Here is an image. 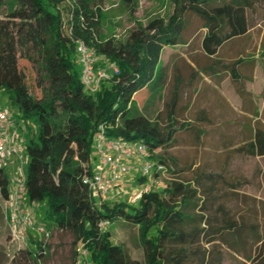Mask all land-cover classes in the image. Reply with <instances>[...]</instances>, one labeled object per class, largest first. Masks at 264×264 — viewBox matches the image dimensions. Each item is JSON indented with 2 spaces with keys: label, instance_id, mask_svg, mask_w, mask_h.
I'll use <instances>...</instances> for the list:
<instances>
[{
  "label": "trees",
  "instance_id": "16d2710c",
  "mask_svg": "<svg viewBox=\"0 0 264 264\" xmlns=\"http://www.w3.org/2000/svg\"><path fill=\"white\" fill-rule=\"evenodd\" d=\"M123 1L132 6V0ZM174 2V13L167 21L154 19L133 30L125 42H119L115 38L100 39L104 0H0V90L9 95L20 120L35 121L39 129L37 139L26 143L27 200L31 204L46 202L45 220L69 231L74 248L86 250L91 264H139L122 246L113 243L109 230L100 227L101 223L109 226L120 220L138 228L146 264H194L201 258L199 246L205 237L207 243L218 238L224 241L249 264H264V236L259 235L255 225L247 230L244 223H238L224 203L237 197L239 182L208 172L209 165L197 170L192 183L175 180L161 192L151 189L137 204L97 203L84 182L94 173L93 143L101 126L108 138L145 146L151 161L158 150L168 153L176 146L174 118H169L172 127L166 130L139 113L134 101L141 92L157 98L165 90L170 67L161 64L162 54L167 48L189 47L192 39L187 17H197L203 23L202 49L210 60L205 66L194 60L197 71L187 64L190 78L196 82L200 74H229L239 85L238 92L246 93L241 70L253 61L236 60L226 65L217 57L223 48L250 32L253 2ZM4 9L19 20L3 17ZM62 9L68 17L66 22ZM79 42L95 50L96 69L113 65L119 70L95 93L88 92L82 81ZM21 58L37 67L43 90L40 99L29 90L26 75L19 67ZM174 81V96L168 104L170 115L178 107L184 85L182 75ZM199 120L207 122L206 118ZM199 124L186 122L181 129L195 134L198 142L204 130ZM240 151L264 157L262 121L255 122L252 138ZM146 180L140 179L141 183ZM0 194L4 202L13 194L9 175L2 168ZM248 231L257 245L254 255L240 251L248 242L244 240ZM226 234L230 237H224ZM35 245L44 251L41 244ZM79 256L75 252L74 264ZM202 261L206 264L207 257Z\"/></svg>",
  "mask_w": 264,
  "mask_h": 264
},
{
  "label": "rangeland",
  "instance_id": "374dc122",
  "mask_svg": "<svg viewBox=\"0 0 264 264\" xmlns=\"http://www.w3.org/2000/svg\"><path fill=\"white\" fill-rule=\"evenodd\" d=\"M251 1L253 11L250 17L253 27L247 36L223 48L217 60L226 65L236 60L253 61L241 70L243 75L248 77L244 82L245 90L252 97L243 98L241 95L240 97L237 92L239 85H235L233 79L226 73L220 76L222 82L220 87L216 88L213 79H209L210 82L199 81L197 85L187 86V83L191 82V71L187 67L186 60L192 62L195 60L203 66L210 62L202 49V39L205 34L203 23L197 17L190 16L187 17L192 39L189 47L167 48L162 54L161 64L170 67L165 90L157 98L145 92L139 93L135 97L134 106L139 113L158 122L166 130L172 127L169 125L171 123L169 118L173 117L175 120L173 128L177 132V144L169 149L168 153L158 150L156 159L151 161L153 164L165 166V171L154 178L151 189L161 192L175 180L192 183L197 170L205 169L209 165L211 168H208V172L213 171L224 179L239 182L237 197L224 203L232 211L238 223H244L247 230L255 225L259 235L264 236V157H252L240 151L252 138L255 122L257 120L264 122V0ZM102 7L104 10L100 39L105 41L115 38L119 42H125L130 33L139 26H146L158 18L167 21L174 13L175 2L174 0H132L130 7L123 0H104ZM62 11L65 13L64 9ZM2 16L19 20L15 16H9L6 9L2 11ZM63 18L66 22L68 18L66 13ZM19 67L26 75L31 93L36 98H42L43 90L39 85L37 67L23 58L19 60ZM178 75H182L184 85L181 88L178 107L170 115L168 104L174 96L176 85L174 78ZM0 111L8 115L7 123L4 125L7 126L10 137V143L0 154V168L9 175L12 189L14 181L18 185L25 181L29 161L26 143L31 139H37L39 129L35 121L20 120L17 107L11 102L9 95L2 90H0ZM201 118H206L207 122L199 120ZM186 122H193L196 125L198 122L202 129H212L215 136L197 142L194 138L195 134L192 135L191 132L181 129ZM96 163V158H93L94 168ZM133 173L127 183L115 189L116 195H112L111 201L132 203L130 201L132 194L143 186H150L149 182L152 180L147 179L146 182L141 183L139 167H136ZM119 187L123 189L121 195L117 194ZM25 192L24 189L21 193V204L24 210H29L33 214L35 227L27 232L24 241H14L12 228L5 220L3 207L5 202L0 194V264H74L75 252L80 255L81 248H74L73 235L46 221L47 203L31 205ZM42 227L50 234L49 238L38 232ZM105 229L111 233L113 243L122 246L132 260L146 264L136 226L120 220ZM249 233V231L245 233L247 236L244 240L248 242L240 251L246 255H254L257 245ZM224 237L230 236L226 234ZM207 240L205 237L202 245L199 246L201 258L194 264H205L202 259L206 257V264H249L242 254L229 249L219 238L213 243H207ZM36 243L41 244L44 251H40ZM172 246L178 248L170 245Z\"/></svg>",
  "mask_w": 264,
  "mask_h": 264
},
{
  "label": "built area",
  "instance_id": "2783aa9c",
  "mask_svg": "<svg viewBox=\"0 0 264 264\" xmlns=\"http://www.w3.org/2000/svg\"><path fill=\"white\" fill-rule=\"evenodd\" d=\"M78 62L82 68V81L86 90L90 93L97 92L102 83L110 80L113 74H118L119 70L113 65L96 69L98 57L94 49L88 47L84 42H79L77 46ZM8 115L0 111V154L5 151L10 143L7 131ZM93 156L97 163L91 177L85 179L88 188L93 192V198L97 203L109 202L113 199L115 189L127 183L130 175L136 167L140 168L141 177L152 180L150 186H143L131 195L132 204H137L142 196L151 190L154 183L155 174L159 175L165 171L163 164H153L150 160L151 154L147 148L138 143H131L123 138L112 139L105 134V129L101 126L94 137ZM25 181L18 185L13 183V194L9 201L4 203L5 220L12 228L14 241H24L27 232L35 227L33 214L29 210L23 209L21 193L24 192ZM123 189L119 187L117 194L121 195ZM113 195V196H112ZM34 204V203H33ZM107 223H101V228H106ZM39 233L50 237L45 228H39ZM81 248V247H80ZM80 257L77 264H90L89 254L86 250L80 249Z\"/></svg>",
  "mask_w": 264,
  "mask_h": 264
},
{
  "label": "crops",
  "instance_id": "0c3cea01",
  "mask_svg": "<svg viewBox=\"0 0 264 264\" xmlns=\"http://www.w3.org/2000/svg\"><path fill=\"white\" fill-rule=\"evenodd\" d=\"M185 47H188V46H185ZM246 62H249V60H245ZM186 63L188 64V65H191L194 69H195V71H197V69H196V66L194 65V63L191 61V60H189V59H187L186 60ZM246 64H248V63H246ZM245 64V65H246ZM245 67V66H244ZM200 77H201V79H198L196 82H194L191 78H190V83H187V86H190V84H191V86H194V85H197L198 84V82L199 81H202L203 83H206V82H210V81H208L209 79H213L216 83H215V85H216V88L217 87H220V85L222 84V82H221V79H220V75L219 74H217V75H204V74H200ZM208 77V78H207ZM244 77H245V80L243 81V82H245L247 79H248V77L247 76H245L244 75ZM207 80V81H206ZM234 83V82H233ZM235 85H236V83H235ZM244 85V90H245V83L243 84ZM238 92V91H237ZM245 92L246 93H244L243 95L242 94H240V93H238V95L240 96H242L243 98H246V96H248V97H252V95L249 93V92H247L246 90H245ZM240 96V97H241ZM250 102H251V100H250ZM263 122V121H262ZM264 123V122H263ZM209 136H215V133L213 132V130L212 129H210L209 128V130H203L202 131V134H201V140H203V139H205V138H209ZM201 140H199V141H201ZM198 141V142H199ZM211 142H213V140L211 141ZM132 174H134V173H132ZM131 174V175H132ZM130 175V176H131ZM31 205H34V204H31Z\"/></svg>",
  "mask_w": 264,
  "mask_h": 264
}]
</instances>
